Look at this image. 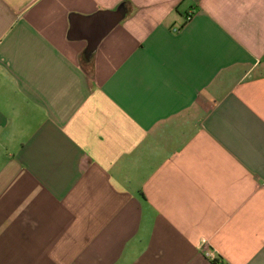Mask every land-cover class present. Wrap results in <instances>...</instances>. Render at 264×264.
Segmentation results:
<instances>
[{
    "label": "crops",
    "instance_id": "0c3cea01",
    "mask_svg": "<svg viewBox=\"0 0 264 264\" xmlns=\"http://www.w3.org/2000/svg\"><path fill=\"white\" fill-rule=\"evenodd\" d=\"M0 264H264V0H0Z\"/></svg>",
    "mask_w": 264,
    "mask_h": 264
},
{
    "label": "water",
    "instance_id": "95a60500",
    "mask_svg": "<svg viewBox=\"0 0 264 264\" xmlns=\"http://www.w3.org/2000/svg\"><path fill=\"white\" fill-rule=\"evenodd\" d=\"M115 21L117 22V19H115ZM115 21L109 28L105 29L102 32V34L95 40V43L99 42L102 39V37L111 29V27H113V25L116 23Z\"/></svg>",
    "mask_w": 264,
    "mask_h": 264
},
{
    "label": "built area",
    "instance_id": "2783aa9c",
    "mask_svg": "<svg viewBox=\"0 0 264 264\" xmlns=\"http://www.w3.org/2000/svg\"><path fill=\"white\" fill-rule=\"evenodd\" d=\"M207 256H209V257H211L213 259H216L217 258V256L215 255V253L214 252H210V251L207 252Z\"/></svg>",
    "mask_w": 264,
    "mask_h": 264
},
{
    "label": "trees",
    "instance_id": "16d2710c",
    "mask_svg": "<svg viewBox=\"0 0 264 264\" xmlns=\"http://www.w3.org/2000/svg\"><path fill=\"white\" fill-rule=\"evenodd\" d=\"M215 262H218V258L214 259Z\"/></svg>",
    "mask_w": 264,
    "mask_h": 264
}]
</instances>
